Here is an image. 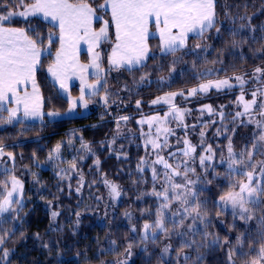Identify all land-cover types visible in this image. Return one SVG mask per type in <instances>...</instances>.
<instances>
[{"label": "trees", "instance_id": "obj_1", "mask_svg": "<svg viewBox=\"0 0 264 264\" xmlns=\"http://www.w3.org/2000/svg\"><path fill=\"white\" fill-rule=\"evenodd\" d=\"M102 2L96 0L93 6ZM15 3L13 0L7 9L0 7V13L21 9L13 6ZM100 11L108 14L104 10L97 12ZM215 11V26L203 38L192 36L175 53L163 54L160 40L150 38L152 51L146 66L122 71L123 89L113 88L109 100L113 103L96 105L85 116L57 119L47 114L64 111L69 106L48 74L59 47L55 39L59 29L38 17L15 16L6 23L25 28L33 39L37 38L36 34L44 37L40 47L49 45L46 38L49 32L55 34V42L42 57L37 72L45 96L44 119L13 120L9 124L6 114L0 113L3 117L0 147L4 151L0 156V193L4 191L5 181H9L10 190L13 176L24 183L22 197L15 199L19 203H13L10 211L0 214V238L4 241L0 245V264H98L112 254L129 250L134 255L131 264H228V253H232L238 264H250L264 241L263 231L254 220L257 215H264V191L259 195L260 210L248 220L241 219L238 213L233 215V210L222 207L219 200L229 191H238V185L247 182L243 173L251 171L261 174L264 189L261 172L264 141L259 140V135L264 134V115H261L264 108L259 107L264 104L261 86L264 81L245 82V88L233 86L231 94L223 93V97L213 100L192 101L196 104L180 110L182 119L172 116L162 133L152 130L155 138L159 136L156 140L162 145L160 149L144 142L146 126L140 123L141 117L155 112L163 116L168 107L152 104L157 97L182 92L181 101L203 82L229 79L235 83V77L264 67V0H215ZM253 87L257 104L243 111L244 104L253 99L252 92L248 94ZM240 93L245 95L243 103H239ZM207 102L210 107L200 109ZM121 115L129 119L119 120ZM249 126L254 133L246 130ZM75 131L82 134L80 139L72 138L75 146L61 143ZM229 145L231 158L240 161L233 164L234 171L228 166ZM187 146L195 151L184 155ZM249 152L253 153L251 160ZM201 156L211 159L201 165ZM158 157L168 160L180 175L172 176L171 170L164 169L162 164L157 166ZM185 167L194 169L187 172V181L193 182L195 192H190L191 185L184 179ZM251 167L254 169L250 170ZM166 174L173 184L185 186L176 190L183 195L177 197L171 191ZM110 184L119 187L122 195L115 205L108 198ZM164 188H169L172 197L163 210L166 231L155 238H145L144 224L154 223L161 204L165 203L155 193ZM184 199L191 203L185 205ZM107 205L108 214L103 216L101 210ZM182 205L201 216L194 232L188 227L193 222L192 216L185 218ZM168 245L170 257L164 259L162 249ZM5 250L9 253L6 259Z\"/></svg>", "mask_w": 264, "mask_h": 264}, {"label": "snow or ice", "instance_id": "obj_2", "mask_svg": "<svg viewBox=\"0 0 264 264\" xmlns=\"http://www.w3.org/2000/svg\"><path fill=\"white\" fill-rule=\"evenodd\" d=\"M13 4V0H0V7L7 9L9 5ZM96 4V0H76V2H70V0H16L13 6H18L22 11L14 12L6 10L0 13V112L6 111L8 117L6 123H12L14 119H17V114L21 110L24 117H42L41 112L42 104L39 102V89L36 86L35 73L37 66L41 62V55L48 49H42L39 45L43 43L44 37L36 34L37 38L32 39L28 36L26 31L21 28H13L6 26V23L11 20L13 16L19 15L20 17H28L42 15L45 20H50L53 27L59 29V36L55 37L60 43V49L56 53V61L53 65L49 66L48 72L52 74L57 80L60 81V87L66 89L64 78L67 76L69 69L73 74L77 68L81 71H86L88 67H94L97 70L100 69V64L97 62L100 59L98 53H94L92 56L91 65H79L75 56L72 54V50L76 44L81 40L91 41L98 44L99 41L108 39V29L110 23L115 29V43L111 50V55L108 57L109 65L113 68L119 69L127 66V70L135 65L146 66L145 61L150 56L148 40L154 37L155 33L149 32L150 22H154L156 33L159 35L160 49L163 54L175 53L180 48L184 47L189 33H193L196 37L203 38L206 31L215 26V10L214 0H103L102 3ZM111 10V21H104V26L99 29L98 32L92 29L93 19H100L97 11L99 10ZM219 32V29H217ZM55 34L49 32L47 34V40L49 47L55 42ZM199 47V45H197ZM154 59L155 56L152 55ZM260 73L264 70L257 68L255 70ZM97 81L95 84H86L83 75L81 76L80 96L78 99L70 100L69 111L72 110L77 104L82 103L84 107H87L88 101L86 100V88L91 89V94L95 95L99 88L103 87V83L99 77V71L96 73ZM144 79L143 77L141 78ZM237 81L243 86V80L241 77H235ZM31 82L32 92L29 93L26 90V86ZM25 87H21V86ZM233 85L229 83V79L211 81L202 83L198 88H192L189 95H195L197 92L207 93L209 89L216 88H232ZM21 92L23 94L21 95ZM184 94L181 93H168L165 96L157 97L152 101V104H159L161 102L169 104L173 109L174 117L180 119L183 118V114L178 108H175L171 104L172 98ZM257 93L252 92L253 99L249 103L244 104L245 111L252 105L257 104L255 99ZM107 103V97L104 98ZM243 100V96L240 97ZM15 104V107L8 108L6 104ZM137 107L140 105V101L136 102ZM264 108V104L259 105ZM47 115L51 117L59 116V112H49ZM169 113H166L167 117ZM242 115V113H237ZM264 115V113H261ZM0 119H3L0 116ZM122 120H128L129 117H121ZM153 121L163 123L159 117H152L147 121L149 128L151 129ZM144 123V121H140ZM257 126L260 127V122H257ZM167 131V130H166ZM159 132V129H157ZM259 140L264 141V134L259 135ZM154 147H162L157 145L155 141L152 142ZM165 144L167 141L165 140ZM185 144H188L185 141ZM256 148V145H253ZM60 145L56 146L58 152ZM191 151H195L191 148ZM208 151H211L209 148ZM230 159L228 162L229 170L234 171L233 164L240 163L232 157L231 145L228 147ZM189 150L184 151V155H188ZM4 155L3 147H0V156ZM9 158H12V154H7ZM242 155V154H241ZM253 153L249 152V160H251ZM206 159L211 157L201 156L200 164L204 165ZM155 163L162 164L164 169L171 170L172 176H179L180 172L172 169V165L168 163L164 157H158ZM179 167V166H178ZM254 167V165H253ZM155 168L153 173L155 174ZM184 179L187 181V172L194 171V169H188L185 167ZM261 172L264 173V162L261 164ZM247 175L248 182L240 183L238 185V191L233 190L227 192L220 197V200L225 205L230 204L233 210V215L238 214L241 219H251L246 215L249 209L246 205H256L259 201L256 199L258 192L257 187H252L253 172L243 173ZM155 175L153 179H155ZM166 179L170 185L171 191L176 193L177 197L183 195L182 192H176L177 189H183L185 186L179 183L173 184L171 179L166 174ZM192 183V181H187ZM107 183V182H106ZM11 190H8L9 181H5L3 185L4 191L0 193L2 199H0V214L11 210L13 203H19L15 200L14 193H16L22 185L18 179L14 176L10 181ZM111 193L113 196L118 197L120 192L115 184H110ZM264 191V189H259ZM158 197H162L165 203H162L160 209L157 212V220L154 224L145 223L143 228L145 231V238L150 228L155 231L156 229L166 231L164 227V209L168 207V201L172 199L169 195V188H164L162 192L155 193ZM193 198L194 193H190ZM185 205L191 203L187 199L182 201ZM188 209L185 207L184 212L187 213ZM53 217L57 215L56 212L52 213ZM135 231V229H133ZM264 235V233H262ZM3 239L0 238V245L3 244ZM190 246V245H186ZM131 247V245H129ZM165 251H168L165 248ZM4 258L9 255L5 250ZM187 259V257H185ZM250 264H264V246L256 250L255 258L250 261Z\"/></svg>", "mask_w": 264, "mask_h": 264}, {"label": "rangeland", "instance_id": "obj_3", "mask_svg": "<svg viewBox=\"0 0 264 264\" xmlns=\"http://www.w3.org/2000/svg\"><path fill=\"white\" fill-rule=\"evenodd\" d=\"M11 11L19 12V11H22V9H18V10L17 9H13ZM16 16H19V15H16ZM13 17H15V16H13ZM24 18H29V16L28 17H24ZM103 20L104 21L107 20L105 18V15L103 17ZM6 25H9V24H6ZM9 26H14V25H9ZM103 26H104V24H103ZM114 40L115 39L113 38L112 30L108 29V39L107 40H103L104 41L103 49H97V51L96 50H91L90 52H88V55L90 56V60L91 61H92V56H93L94 53H98L99 54L100 59H99V61H97L100 64V69L99 70H97L94 67H88L86 71H81L79 68H77L76 71H75V73L78 74V77H77V79H75V81H72V82H75V83H72V85L70 83H68V84L65 83L66 89H67L66 91H65V89H62L61 87H59L60 90H61L60 91L61 94L68 100L69 106L64 111H58V110L50 111V112H59L60 113L59 116H55V117H51L50 116L52 119L64 118V117H74V116H85V115L90 114L94 110V106H96V105H105V104H111V103H113V102H110L109 100L112 99L113 94H114V90L116 88L123 89V87L121 86V83L123 82V80H125V77L123 76L124 73L122 71H124L125 69H127V66L122 67V68H119V69H116V68H113V67H111L109 65L108 57L111 55V50L112 49H110V47L114 43ZM46 47H47L46 49H48V50L50 49L49 45L46 46ZM149 51H150V54H151V51L152 50L149 49ZM147 60H148V58L146 59V61ZM91 61L89 63H82L80 61L79 62L77 61V62H78L79 65H91ZM139 66H142V65H135L131 69H133L134 67L135 68L136 67H139ZM260 69L264 70V67H261ZM97 71H99V77H100V79H101V81L103 83V87L102 88H99V90L97 91V93L95 95H92L91 94V89H87L86 88V96H85V98L88 101L87 107H84L83 104L80 103V104H77L74 108H72L71 111H69V108H70V100H72V99H78V97L80 96V89L83 86L81 84V76L83 75L86 84H95L96 81H97V75H96ZM253 73H254V75H253ZM87 74H88V76H87ZM245 75L248 76L247 78H250V79L249 80L248 79H245L246 78ZM92 76H96V79L92 80L91 79ZM239 77L242 78V80L244 82L243 84H246L245 82H249L250 84L257 83L261 79H262L261 81H264V71H262L260 73H257L256 71H254L252 73H245V74H242ZM211 81H217V80H213L212 79ZM207 82L208 81L203 82V83H207ZM229 83L232 84L234 87H242V88H245L246 87L245 85L241 86L240 82L237 81L236 79H235V83L230 82V81H229ZM124 85L126 87L127 86V82H124ZM247 85H249V84H247ZM198 86H196L194 88H198ZM261 86L264 89V84H262ZM113 88H114V90H113ZM40 89L42 91V98H43V104H42V109H43L42 110V113H43V116L40 119L34 120V119H32V117H30V118L29 117H24V115H23V117H21L19 115L21 113L18 112V114H17V117L18 118L17 119H14V121H18V120H21V119L22 120H26V121H41V120L44 119V116L46 114V111H45V96H44V92H43V89H42L41 85H40ZM76 90H77V92H76ZM124 91L125 90H122L123 93H124ZM230 91H232V90H230V88H221L219 90L216 89V88H211V89H209V91L207 93L197 92L195 95H189V93H187L184 98H181V101H179V95H177V96H175V97L172 98L171 104L174 105L175 108H178L179 110H181L182 108H188V106H191V105L196 104V103L193 104L192 101H195L196 102V101H199L200 99L201 100L204 99L205 101H207L208 99L213 100V99H216V98H220V96L223 93H224L223 95L231 94ZM253 91H254V87H253V89H249L248 90V94H250V92H253ZM177 93H179V92H177ZM166 94H168V93H166ZM235 94H236V92H235ZM237 94H239V93H237ZM165 95H162V96H165ZM258 95L259 96H262V95L264 96V90L262 91V95L259 94V93H258ZM162 96H160V97H162ZM241 96H243V100L240 99ZM105 97H107V101H108L107 103H105V99H104ZM221 97H223V96H221ZM192 98H194V99H192ZM238 98L240 99L239 100V103L245 102V95L244 94L240 93V95L238 96ZM246 102H247V100H246ZM159 105L168 107L166 109V111L163 112V116H162V113L155 112V113H152L151 115H147V116H144L143 118L142 117L140 118V121H144V124L146 126V128L144 129L143 132L146 133L145 138L147 137V139H144V142L146 144H148L149 146H151L153 149H160V147H154V145H153L152 142L155 141V143L157 145H160V141H157L156 140V139H158L159 136L156 135L157 138H155V135L152 134V130L155 129V132L156 133H160V132L162 133V130H164V128L166 127L165 126L166 122L169 121L172 116H174L172 114L173 113V109L170 107L169 104H165V103L161 102V103H159ZM203 105L204 106H201L200 109L201 108L204 109L205 107H210L211 104L209 102H207V103H205ZM6 107L13 108V107H15V104L9 103L8 105H6ZM253 108L254 107H249V109L247 111H249V110H251ZM243 111H245V108L243 109ZM0 113H2V112H0ZM3 113H5L6 116L8 117V113L6 111H4ZM100 113L101 112H99V115H100ZM166 113H169V115H167V117L165 116ZM251 114L252 113H250L249 115H251ZM256 116H257V114H256ZM121 117H123V115H121L119 117V120L121 119ZM152 117H159L160 120L161 121H164V122L163 123H160V122H157V121H153L152 127L150 129L149 126H148L147 121L149 119H151ZM244 121H246V120H244ZM254 123H252V124H254ZM205 124L207 125V122ZM180 125H182V124H180ZM184 127L185 126H183V128ZM250 128H251V126H249L246 130L254 133V131H252ZM157 129H159V132H157ZM171 130H172V127H171ZM168 131L170 132V128H168ZM69 137H70V139H69ZM72 138L73 139H80V138H82V134L79 131H75L73 134H71V136L64 137L62 139L61 143H63V142L66 143L67 142V145L68 146H72L73 147L75 145L71 141V140H73ZM186 148L189 150V152H193V151H191V148H192L191 146H187ZM177 151L178 152L181 151L180 148H178ZM168 163H170V162L168 161ZM155 164L158 166L157 163H155ZM253 169L254 168H252V167L250 168V170H253ZM259 174H256L255 172H253V182H252V185L251 186L258 188V192H257V195H256V199L260 203L261 197L259 195H260V192H262V191H259V189H263V184H262L261 174L260 175ZM16 179H18V178H16ZM18 180L20 181V183L22 185V188H20L16 193H14V197H13L14 199H16L18 197L21 198L22 195H23V192H24V183H23L22 180H20V179H18ZM247 182H248V177H247ZM189 185H191L190 192H195L196 191V188H195V185L193 184V182L190 183ZM117 188L119 190V187H117ZM10 190H11V188H10ZM98 196L101 197V195H98ZM108 196H109L108 197L109 198V202L110 203H113L114 205H115L116 202H118L122 198L121 192H120V195L118 197L113 196V194L111 193L110 186H108ZM191 198L192 197L190 196V199ZM204 198L209 199L206 195L204 196ZM219 203H220V205H222V207L232 209L230 204L225 205V203L223 201H221V200H219ZM259 203H257L256 206H253V207H250L249 206V205H252V204L246 205V207L249 209V212L246 215H248V216L251 217L253 214H257L255 212L257 210H260L259 207H258V206H260ZM182 206L183 207L181 208V210L182 209H185L186 206L185 205H182ZM262 206H263V209H264V205H262ZM107 207H109V205L105 206L104 208H102L103 210H101V213H102L103 216H106L108 214ZM112 208L115 210L114 207H112ZM238 211L239 210H237V213H238ZM54 212H56V211H54ZM183 213L185 215V218L186 217H189V216H192V219H193L192 224H189V221H186V222H188V224H189L188 225L189 230H191V231L194 232L195 227H197V226L200 225L201 216L198 215V214H196V213L195 214L191 213L189 211V209H188L187 213H185V212H183ZM259 214H261V213H259ZM254 220L259 225V227H260L259 230H262L263 231L262 233H264V215L263 214L257 215ZM148 224H154V223H148ZM164 227L166 228L165 223H164ZM161 231L162 230H159V229H156L155 231H153V229L150 228L148 230V232H147V236H150L152 238H155ZM143 236H145L144 229H143ZM261 236L264 239V235L261 234ZM262 246H264V241L262 242ZM111 248H113V247H111ZM165 248H167L168 251H165ZM162 250H163L162 255H163L164 259H168L170 257V251H171L170 246L169 245L167 247L164 246ZM133 259H134V255L129 250L126 253L120 254V255L119 254H112L110 257H107V258L103 259L98 264H131L132 261H133ZM227 262H228V264H238L233 259L232 253H228V255H227ZM177 264H181V263H177Z\"/></svg>", "mask_w": 264, "mask_h": 264}, {"label": "crops", "instance_id": "obj_4", "mask_svg": "<svg viewBox=\"0 0 264 264\" xmlns=\"http://www.w3.org/2000/svg\"><path fill=\"white\" fill-rule=\"evenodd\" d=\"M70 2H73V1H71L70 0ZM214 10H215V0H214ZM106 11H108V14L107 15H105L104 13H103V11H100V12H97V16L98 17H100V19H93V21H92V29L94 30V31H96V32H98L99 31V29L103 26V24H104V20H103V17H104V15H105V18L110 22L111 21V10H110V8L108 9V10H106ZM29 17H38V18H40L41 20H43V21H45V22H48V23H50V24H52V22L50 21V20H45L44 18H43V16L42 15H37V16H31V15H29ZM215 21H216V11H215ZM6 26H8V27H13V28H21V29H24L25 31H26V29L25 28H23V27H19V26H9V25H6ZM109 29L110 30H112V34H113V38L115 39V29H114V26H112L111 25V23H110V26H109ZM149 32L150 33H155L156 35L154 36V37H157L158 39H159V35H158V33H156V28H155V24H154V22H150V24H149ZM26 33L28 34V32L26 31ZM28 36L30 37V35L28 34ZM58 36H59V31H58ZM192 36H195L193 33H189V38H188V40H187V42H186V44H185V46L187 45V43H188V41H189V39L192 37ZM114 43H115V40H114ZM114 43L111 45V47H110V49H112V47H113V45H114ZM103 46H104V41H103V39L101 40V41H99V43L98 44H96V43H93V42H91V41H86L85 39H81L77 44H76V46H75V48L72 50V54L75 56V58H76V61H80V62H82V63H89L91 60H90V56L88 55V52H90L91 50H96L97 51V49H103ZM148 46H149V49L151 48L150 47V39L148 40ZM107 47V46H106ZM42 49H44V48H47V47H41ZM60 49V43H59V47H58V50ZM106 49V48H105ZM108 49V48H107ZM57 50V51H58ZM49 51V50H48ZM48 51H46V52H43L42 53V55H41V60H42V57L48 52ZM57 53V52H56ZM56 53H55V58H54V61L49 65V66H51V65H53L54 63H55V61H56ZM41 63V62H40ZM39 66H40V64L37 66V71H36V73H35V80H36V86H37V88L39 89V102L41 103V104H43V98H42V91H41V89H40V85H39V82H38V76H37V72H38V68H39ZM135 68V67H134ZM48 74H49V77H50V79H51V81L59 88L60 87V81L59 80H57L55 77H53L52 76V74L51 73H49L48 72ZM87 76H88V74H87ZM77 77H78V74H73V72H72V70L71 69H69V71H68V74H67V76L64 78V83H70L71 85H72V83H75V82H72V81H75V79H77ZM89 78V77H88ZM87 78V79H88ZM72 79V80H71ZM92 80H94V79H96V76H92V78H91ZM69 84V85H70ZM70 85V86H71ZM22 88L23 87H25V86H21ZM26 90L29 92V93H31L32 92V86H31V82H29V84L26 86ZM59 90H60V88H59ZM61 91V90H60ZM23 94V92H21V95ZM9 104V103H8ZM8 104H6V105H8ZM41 112H42V107H41ZM20 113L21 114H19L21 117H23V111L21 110L20 111ZM30 118V117H29ZM41 117H32V119H34V120H37V119H40Z\"/></svg>", "mask_w": 264, "mask_h": 264}]
</instances>
